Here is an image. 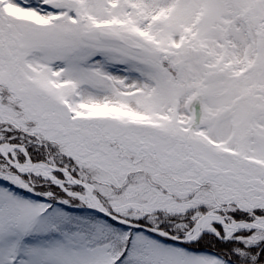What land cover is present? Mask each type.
Masks as SVG:
<instances>
[{"label":"snow or ice","instance_id":"6c2138e0","mask_svg":"<svg viewBox=\"0 0 264 264\" xmlns=\"http://www.w3.org/2000/svg\"><path fill=\"white\" fill-rule=\"evenodd\" d=\"M0 264H264V0H0Z\"/></svg>","mask_w":264,"mask_h":264}]
</instances>
